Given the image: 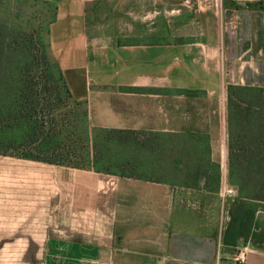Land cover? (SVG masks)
<instances>
[{"label": "crops", "instance_id": "crops-1", "mask_svg": "<svg viewBox=\"0 0 264 264\" xmlns=\"http://www.w3.org/2000/svg\"><path fill=\"white\" fill-rule=\"evenodd\" d=\"M45 1L57 6L50 50L71 100L91 127L158 137L159 173L145 180L0 154V233L39 234L42 264H238L241 250L246 264H264V211L248 238L225 244L222 186L203 176L206 150L227 180V87H264V0ZM94 1L151 2V40L130 42L129 29L89 35ZM169 16L180 31L192 24L186 38L169 40ZM209 207L217 221L206 224Z\"/></svg>", "mask_w": 264, "mask_h": 264}, {"label": "trees", "instance_id": "trees-1", "mask_svg": "<svg viewBox=\"0 0 264 264\" xmlns=\"http://www.w3.org/2000/svg\"><path fill=\"white\" fill-rule=\"evenodd\" d=\"M43 4L53 6L54 10L53 17L41 25L42 33L48 35L49 54L48 51L34 54L30 50L33 38L27 34L28 27L0 20V154L87 169L55 155L60 150L61 129L58 120L49 114L55 103L62 102L63 95L69 99L72 96L59 64L51 56L50 33L57 19V6L45 0ZM227 112L230 132L227 181L235 187L237 201L231 207L232 218L224 243L232 244L239 237L248 238L253 231L255 215L262 207L250 203H264V87L228 86ZM83 117L84 138L93 146L91 168L95 172L145 180L148 177L141 178L142 172H148L151 178L157 176L159 169L153 160L159 151L158 137L145 131L93 128L86 110ZM102 150L120 161L121 172L95 166L97 154ZM203 155V176L209 183L219 180L221 188L223 178L218 164L211 162L206 150Z\"/></svg>", "mask_w": 264, "mask_h": 264}, {"label": "rangeland", "instance_id": "rangeland-1", "mask_svg": "<svg viewBox=\"0 0 264 264\" xmlns=\"http://www.w3.org/2000/svg\"><path fill=\"white\" fill-rule=\"evenodd\" d=\"M24 1L25 2L21 0H0V20L9 23L12 22L16 26H22V28L28 27L30 31L27 34L29 37L31 35L33 38V44L30 50L34 54H39L41 52L46 53L47 51L49 54L50 51L47 43L48 35L44 31L42 33L41 25L42 23L43 25L45 24L44 21H46V19L53 17V6L43 4V0ZM137 4L138 7H136L135 3L132 4L129 2L119 3L118 6L115 1H94L90 3L86 10V32L89 35L100 38L102 35L108 36L107 34H110L114 36L118 32H121L122 29H129L138 36L137 39L134 40H132V37L129 38L128 40L130 42L150 41L151 35L154 34L151 23L154 17H157L155 12L158 13V9H154L149 1H141ZM126 5L129 6V9L126 8ZM132 5H134V12L139 13V21L134 23H132L131 17ZM187 6L189 7L191 5L183 0L181 8H186ZM127 12L129 14H126ZM173 14L174 13H172V15ZM167 19L166 21L171 28L169 40L175 42L186 38L185 35H181V31L182 34L188 32L190 28H192V24H188V26L187 22L185 25L182 24L181 26H183V28H181L180 31V24L174 16H169ZM31 25L32 28H30ZM97 43H99L98 40ZM63 96L61 103H55V105H53L51 115L47 113L50 118L58 120L59 128L61 129V134L59 136L60 150H58V153L55 155L63 161L85 165L87 170L94 171L91 168L94 157L93 146L90 140L88 141L84 138L86 134L84 132V127H82V122H84V106L73 102L71 99L67 98L66 95ZM47 98L48 97H46V99ZM42 107L44 108V101H42ZM95 166L103 170L122 171L120 161L116 159L115 156L109 155L103 150L97 154ZM142 175L151 179L148 172H142L141 178ZM153 177L152 179H155ZM234 190L235 194L226 197L221 196V202L224 203L227 209V213L223 216L225 221H227L228 216L232 218L231 207L237 201V191L235 187ZM210 203L211 202H208V204ZM250 204H257V206L262 207L260 209L264 211V203L258 204L251 202ZM213 205L215 206V203H213ZM214 209L215 210L209 207L207 211H205L204 221L206 224L207 222L211 223L217 221V218H213L216 207ZM212 211L214 212L211 213ZM262 218L264 223V213H262ZM38 235L39 234L0 233V264H42L45 249L33 245L41 243L36 239ZM34 236L36 238H33ZM4 244L6 245L3 247ZM250 247L252 248L253 246L251 245ZM247 251L248 250H246L245 253Z\"/></svg>", "mask_w": 264, "mask_h": 264}, {"label": "built area", "instance_id": "built-area-1", "mask_svg": "<svg viewBox=\"0 0 264 264\" xmlns=\"http://www.w3.org/2000/svg\"><path fill=\"white\" fill-rule=\"evenodd\" d=\"M197 0H185V2L189 5H192L196 2ZM222 197H226L228 195L235 194L234 187H232L227 180L223 181L222 184V189L220 192ZM234 260L237 261L238 264H246L247 263V256L246 253L243 252L242 250L235 253L234 255Z\"/></svg>", "mask_w": 264, "mask_h": 264}]
</instances>
